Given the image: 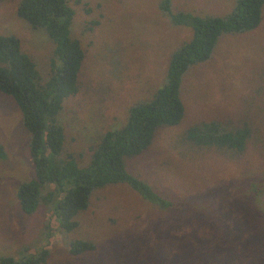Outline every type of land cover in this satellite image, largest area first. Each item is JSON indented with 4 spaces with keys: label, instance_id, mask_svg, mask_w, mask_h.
<instances>
[{
    "label": "rangeland",
    "instance_id": "rangeland-1",
    "mask_svg": "<svg viewBox=\"0 0 264 264\" xmlns=\"http://www.w3.org/2000/svg\"><path fill=\"white\" fill-rule=\"evenodd\" d=\"M164 0H67L70 29L85 60L80 91L66 99L57 123L65 129L62 157L87 167L103 134L126 125L129 110L150 101L166 82L173 53L193 33L164 14ZM235 0H172L174 13L226 16ZM21 0H0V36H15L49 81L55 45L45 30L17 14ZM60 66V62H56ZM185 114L175 127L159 128L143 154L126 168L173 202L164 210L127 184L97 190L78 227L63 231L55 204L27 215L18 191L35 178L30 135L15 101L0 92V259L48 251L47 264H264V15L251 32L224 34L212 58L182 80ZM216 121L252 130L246 151L224 153L181 146L197 124ZM95 250L70 254L71 244Z\"/></svg>",
    "mask_w": 264,
    "mask_h": 264
},
{
    "label": "trees",
    "instance_id": "trees-1",
    "mask_svg": "<svg viewBox=\"0 0 264 264\" xmlns=\"http://www.w3.org/2000/svg\"><path fill=\"white\" fill-rule=\"evenodd\" d=\"M226 16L198 17L185 12L174 13L172 0L161 7L172 23L189 28L193 37L176 50L169 62L166 82L148 102L129 110L126 125L103 134L98 146L91 149L87 167H80L72 155L62 157L65 129L57 123L63 103L79 91V75L85 60L81 43L71 38L75 16L67 0H21L17 14L33 29L45 30L55 45L49 81L42 80L34 60L23 52L15 36H0V92L11 97L23 115V125L30 135V154L35 178L20 186L18 200L27 215L40 206L55 204L63 231L78 227V215L90 207L92 195L111 185L127 184L143 200L168 210L173 202L159 195L143 180L128 172L125 159L140 156L152 145L159 128L178 126L185 114L181 99L182 80L189 69L208 62L224 34H242L262 25L264 0H236ZM60 62V66H56ZM252 130L225 127L216 121L197 124L183 138L181 146L203 151H217L239 158L247 148ZM7 158L0 145V161ZM258 197L262 190H255ZM95 250L89 242L71 244L70 254L79 256ZM48 251L23 260L1 258L0 264H47Z\"/></svg>",
    "mask_w": 264,
    "mask_h": 264
},
{
    "label": "crops",
    "instance_id": "crops-1",
    "mask_svg": "<svg viewBox=\"0 0 264 264\" xmlns=\"http://www.w3.org/2000/svg\"><path fill=\"white\" fill-rule=\"evenodd\" d=\"M235 1H236V0H235ZM235 1H234V2H235Z\"/></svg>",
    "mask_w": 264,
    "mask_h": 264
}]
</instances>
